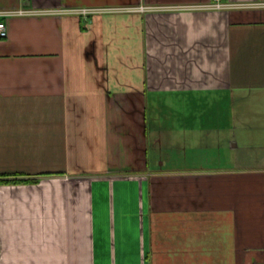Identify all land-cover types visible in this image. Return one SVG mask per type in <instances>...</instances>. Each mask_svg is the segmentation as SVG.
<instances>
[{
	"label": "crops",
	"instance_id": "0c3cea01",
	"mask_svg": "<svg viewBox=\"0 0 264 264\" xmlns=\"http://www.w3.org/2000/svg\"><path fill=\"white\" fill-rule=\"evenodd\" d=\"M210 1L0 0L156 7L6 19L0 264H264V8ZM222 96L251 116L148 115Z\"/></svg>",
	"mask_w": 264,
	"mask_h": 264
},
{
	"label": "built area",
	"instance_id": "2783aa9c",
	"mask_svg": "<svg viewBox=\"0 0 264 264\" xmlns=\"http://www.w3.org/2000/svg\"><path fill=\"white\" fill-rule=\"evenodd\" d=\"M153 6L145 5H110L103 7H81V8H70V9H56V10H41L33 8H9L0 9V38L7 36L8 28L6 19L13 16H31V15H42L48 13H122V12H142L152 10ZM184 8H206V9H244V8H264V1L261 2H238L231 0H211L209 3L200 5H189Z\"/></svg>",
	"mask_w": 264,
	"mask_h": 264
},
{
	"label": "rangeland",
	"instance_id": "374dc122",
	"mask_svg": "<svg viewBox=\"0 0 264 264\" xmlns=\"http://www.w3.org/2000/svg\"><path fill=\"white\" fill-rule=\"evenodd\" d=\"M110 6V5H108ZM98 7V6H96ZM81 8V7H78ZM85 8H89V7H85ZM222 96L221 98H217L215 100V98H211L209 99V103L208 102H204L203 100H200L201 102L198 101H193V100H185V101H181L183 103H178L173 105V100L174 99H166V100H162V102L159 104V107L154 108L152 107L151 103L148 104V115L151 116L153 115V110L154 112L156 111L157 115H160L161 117H166V116H174V117H182V116H218V115H233L234 113V104L231 99L233 98H228ZM223 98V99H222ZM222 99V100H221ZM264 99V98H263ZM175 101H179V99H175ZM187 101V102H186ZM219 102H221L219 104V107L214 108ZM238 102H235V106L237 108V111L234 115H240L239 116H251V111L252 106H250L249 104H243L242 107L239 109L238 108ZM233 115V116H234Z\"/></svg>",
	"mask_w": 264,
	"mask_h": 264
},
{
	"label": "trees",
	"instance_id": "16d2710c",
	"mask_svg": "<svg viewBox=\"0 0 264 264\" xmlns=\"http://www.w3.org/2000/svg\"><path fill=\"white\" fill-rule=\"evenodd\" d=\"M2 181H4V182H8V181H10V182H16V181H18L17 179H13V180H2ZM24 181H29V180H24Z\"/></svg>",
	"mask_w": 264,
	"mask_h": 264
}]
</instances>
